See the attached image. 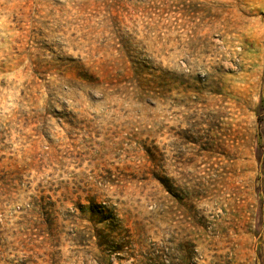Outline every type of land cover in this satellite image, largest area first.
Returning <instances> with one entry per match:
<instances>
[{
  "label": "rangeland",
  "instance_id": "374dc122",
  "mask_svg": "<svg viewBox=\"0 0 264 264\" xmlns=\"http://www.w3.org/2000/svg\"><path fill=\"white\" fill-rule=\"evenodd\" d=\"M0 264H264V0H0Z\"/></svg>",
  "mask_w": 264,
  "mask_h": 264
}]
</instances>
